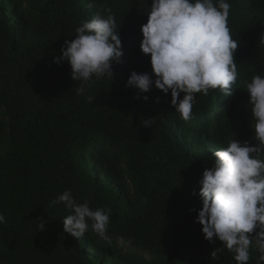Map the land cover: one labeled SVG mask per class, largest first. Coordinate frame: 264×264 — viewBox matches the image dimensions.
I'll use <instances>...</instances> for the list:
<instances>
[{
    "label": "trees",
    "instance_id": "obj_1",
    "mask_svg": "<svg viewBox=\"0 0 264 264\" xmlns=\"http://www.w3.org/2000/svg\"><path fill=\"white\" fill-rule=\"evenodd\" d=\"M227 2L237 83L227 96L197 93L184 121L170 91L126 86L132 71L156 78L140 47L152 0H0V264H236L227 249L211 255L223 243L206 240L196 222L198 181L214 152L232 138L256 144L241 88L264 75V0ZM100 6L115 17L123 55L112 77L93 78L76 95L70 65L54 58ZM149 118L152 127L141 126ZM66 190L111 210V243L91 227L79 239L64 232L69 213L52 201ZM260 255L252 247L247 264Z\"/></svg>",
    "mask_w": 264,
    "mask_h": 264
},
{
    "label": "clouds",
    "instance_id": "obj_2",
    "mask_svg": "<svg viewBox=\"0 0 264 264\" xmlns=\"http://www.w3.org/2000/svg\"><path fill=\"white\" fill-rule=\"evenodd\" d=\"M230 8L227 0H152L147 23L141 26L140 47L143 54H150L156 78L132 71L126 86L139 93L149 92L153 85L165 94L170 91L171 105L184 121L192 119L197 93L208 95L210 89H218L230 95L238 79L234 59L238 41L228 26ZM74 30L75 38L65 40L54 63L66 61L70 65L71 78L79 82L75 94L85 95V85L93 78L112 77L113 62H121L122 44L115 17L103 6ZM241 89L249 93L256 144L232 138L226 147L214 152L213 164L198 181L202 208L196 222L202 225L206 240L216 238L223 243L212 252L213 257L227 249L234 253L236 264H247L250 249L255 247L261 254L259 264L264 262V159L260 158L264 154V75H254ZM87 99L92 102L93 96ZM153 123L154 119H143L141 126L152 127ZM52 203L63 204L69 213L62 221L65 233L79 239L91 227L111 243L110 209L94 210L87 202L77 203L71 190L62 192ZM39 220L42 231L46 225L42 218ZM5 223V216L0 214V224ZM117 240L121 245L131 243L124 237Z\"/></svg>",
    "mask_w": 264,
    "mask_h": 264
},
{
    "label": "rangeland",
    "instance_id": "obj_3",
    "mask_svg": "<svg viewBox=\"0 0 264 264\" xmlns=\"http://www.w3.org/2000/svg\"><path fill=\"white\" fill-rule=\"evenodd\" d=\"M123 247L125 248V249H129V248H131V247H129L128 245H123ZM137 254H140L141 253V250H136L135 251Z\"/></svg>",
    "mask_w": 264,
    "mask_h": 264
},
{
    "label": "water",
    "instance_id": "obj_4",
    "mask_svg": "<svg viewBox=\"0 0 264 264\" xmlns=\"http://www.w3.org/2000/svg\"><path fill=\"white\" fill-rule=\"evenodd\" d=\"M252 235H255V233H253Z\"/></svg>",
    "mask_w": 264,
    "mask_h": 264
}]
</instances>
